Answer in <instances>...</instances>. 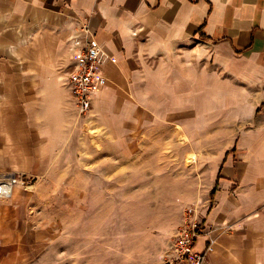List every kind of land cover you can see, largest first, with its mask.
<instances>
[{
	"label": "crops",
	"instance_id": "obj_1",
	"mask_svg": "<svg viewBox=\"0 0 264 264\" xmlns=\"http://www.w3.org/2000/svg\"><path fill=\"white\" fill-rule=\"evenodd\" d=\"M85 25L108 57L90 112L107 137L167 112L180 124L217 113L219 97L242 113L247 130L214 171L195 250L214 241L206 264H264V0H0V177L36 180L0 198V264L52 255L58 235L44 227L38 189L90 167V125L67 85L69 41Z\"/></svg>",
	"mask_w": 264,
	"mask_h": 264
},
{
	"label": "rangeland",
	"instance_id": "obj_2",
	"mask_svg": "<svg viewBox=\"0 0 264 264\" xmlns=\"http://www.w3.org/2000/svg\"><path fill=\"white\" fill-rule=\"evenodd\" d=\"M171 114L115 139L93 127L91 113L77 116L90 125L93 156L90 167L38 189L44 227L58 235L43 264H167L186 209L197 206L201 216L212 205L214 171L248 127L221 97L217 113L187 112L184 124ZM29 178L27 188L36 182Z\"/></svg>",
	"mask_w": 264,
	"mask_h": 264
},
{
	"label": "built area",
	"instance_id": "obj_3",
	"mask_svg": "<svg viewBox=\"0 0 264 264\" xmlns=\"http://www.w3.org/2000/svg\"><path fill=\"white\" fill-rule=\"evenodd\" d=\"M80 35L69 41L71 71L67 84L79 118L88 117L97 91L107 85L104 64L108 57L104 49L94 40L89 25L82 26ZM31 179L23 174L0 177V198H9L18 187L27 188ZM201 222L197 206L186 209L184 225L178 230L168 254L167 264H206L208 255L214 250L211 241L204 252L195 250L201 235Z\"/></svg>",
	"mask_w": 264,
	"mask_h": 264
},
{
	"label": "bare ground",
	"instance_id": "obj_4",
	"mask_svg": "<svg viewBox=\"0 0 264 264\" xmlns=\"http://www.w3.org/2000/svg\"><path fill=\"white\" fill-rule=\"evenodd\" d=\"M193 159V156L192 157H190V160H192Z\"/></svg>",
	"mask_w": 264,
	"mask_h": 264
},
{
	"label": "trees",
	"instance_id": "obj_5",
	"mask_svg": "<svg viewBox=\"0 0 264 264\" xmlns=\"http://www.w3.org/2000/svg\"><path fill=\"white\" fill-rule=\"evenodd\" d=\"M213 196H214V193H213V195H212V198H213Z\"/></svg>",
	"mask_w": 264,
	"mask_h": 264
}]
</instances>
